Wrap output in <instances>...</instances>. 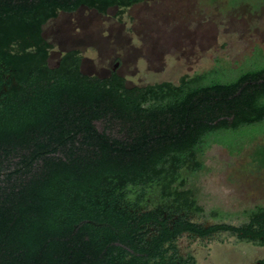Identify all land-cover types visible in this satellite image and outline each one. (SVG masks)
<instances>
[{
    "label": "trees",
    "instance_id": "obj_1",
    "mask_svg": "<svg viewBox=\"0 0 264 264\" xmlns=\"http://www.w3.org/2000/svg\"><path fill=\"white\" fill-rule=\"evenodd\" d=\"M146 3L0 0V264H199L184 235L264 247V203L234 223L198 179L214 145L264 134V56L177 83H132L118 56L91 65L85 46L116 48ZM251 151L264 170V138Z\"/></svg>",
    "mask_w": 264,
    "mask_h": 264
},
{
    "label": "rangeland",
    "instance_id": "obj_2",
    "mask_svg": "<svg viewBox=\"0 0 264 264\" xmlns=\"http://www.w3.org/2000/svg\"><path fill=\"white\" fill-rule=\"evenodd\" d=\"M232 1L148 0L125 15L124 29L131 31L120 34L116 48L87 44L86 55L101 72L122 57L121 70L135 84L177 83L182 75L208 70L219 61L234 68L259 62L264 56V0ZM116 26L113 19L99 20L103 35L109 29L115 34ZM263 138L258 135L240 152L214 145L199 174L201 202L232 214L234 223L243 209L264 203V170L249 169L252 147ZM179 245L199 264H256L264 258L263 246L227 233L206 240L184 235Z\"/></svg>",
    "mask_w": 264,
    "mask_h": 264
},
{
    "label": "water",
    "instance_id": "obj_3",
    "mask_svg": "<svg viewBox=\"0 0 264 264\" xmlns=\"http://www.w3.org/2000/svg\"><path fill=\"white\" fill-rule=\"evenodd\" d=\"M118 64L115 65V67L117 66Z\"/></svg>",
    "mask_w": 264,
    "mask_h": 264
}]
</instances>
